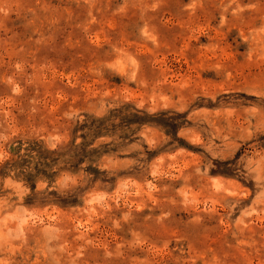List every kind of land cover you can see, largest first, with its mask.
Segmentation results:
<instances>
[{
  "label": "rangeland",
  "instance_id": "obj_1",
  "mask_svg": "<svg viewBox=\"0 0 264 264\" xmlns=\"http://www.w3.org/2000/svg\"><path fill=\"white\" fill-rule=\"evenodd\" d=\"M0 264H264V0H0Z\"/></svg>",
  "mask_w": 264,
  "mask_h": 264
}]
</instances>
